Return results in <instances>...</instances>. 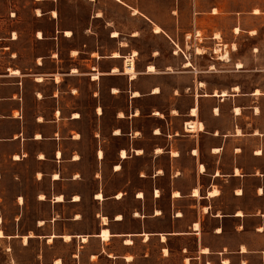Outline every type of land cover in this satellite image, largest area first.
<instances>
[{
  "label": "crops",
  "instance_id": "1",
  "mask_svg": "<svg viewBox=\"0 0 264 264\" xmlns=\"http://www.w3.org/2000/svg\"><path fill=\"white\" fill-rule=\"evenodd\" d=\"M116 29L0 0V231L73 264H264V46Z\"/></svg>",
  "mask_w": 264,
  "mask_h": 264
},
{
  "label": "rangeland",
  "instance_id": "2",
  "mask_svg": "<svg viewBox=\"0 0 264 264\" xmlns=\"http://www.w3.org/2000/svg\"><path fill=\"white\" fill-rule=\"evenodd\" d=\"M102 11L105 20L124 33L137 31L144 21H153L181 39L216 37L227 45L230 56L232 43L242 53H249L253 46H264V0H61V29H70L72 33L75 27L88 26L93 14L97 16ZM235 27L239 28L238 34L234 33ZM71 247L58 239L44 244L33 238L24 244L23 236L22 239L3 236L0 264H45L42 250L46 252L45 260L62 254L65 264H73L68 258ZM155 255L152 254L153 264H181L178 254L165 259H157ZM57 261L60 259L54 263ZM100 263L109 264L104 258Z\"/></svg>",
  "mask_w": 264,
  "mask_h": 264
},
{
  "label": "bare ground",
  "instance_id": "3",
  "mask_svg": "<svg viewBox=\"0 0 264 264\" xmlns=\"http://www.w3.org/2000/svg\"><path fill=\"white\" fill-rule=\"evenodd\" d=\"M118 1H119V0H118ZM37 13H38V14L40 13L39 10H37ZM133 13H136V11L134 10ZM254 13H257V11L255 10ZM53 15H56V13L53 12ZM97 16H98V15H97ZM154 31H155V32H159V31H161V29L159 28V26H155V27H154ZM234 32H235V33H238V32H239V28H235V29H234ZM252 33H254V32H252ZM38 35H40V34L38 33ZM65 35H70V31H66V34H65ZM117 35H118L117 32H114V33H113V36H114V37L117 36ZM215 38H216V37H215ZM225 46H226V45H225ZM232 47H233L232 49L235 48L234 45H233ZM196 51L200 53V52H201V49L196 48ZM223 56H224L225 59H228V50H227V49L224 50ZM219 57H221V56H219ZM239 66H240V65H239ZM126 68L132 70V69H133V61L128 60V61H127V64H126ZM150 68H151V67H150ZM130 70H128V71H130ZM131 76H132V75H131ZM190 126H191V125H190ZM190 126H189V127H190ZM195 193H196V192H195ZM38 224H41V222H39ZM3 236H4V235H3L2 231H0V238L3 237ZM101 236H102L104 239H106V238L108 237V232H107L106 230H103ZM53 237H54V235H51V236L47 239V241H48V242L52 241ZM64 239H65V240H68L69 237H68V236H65ZM83 240H85V237H83ZM26 242H27V236H23V243L25 244ZM164 252L166 253V250H164ZM126 259H130V257L128 256ZM59 262H60V261H57V264H59Z\"/></svg>",
  "mask_w": 264,
  "mask_h": 264
},
{
  "label": "built area",
  "instance_id": "4",
  "mask_svg": "<svg viewBox=\"0 0 264 264\" xmlns=\"http://www.w3.org/2000/svg\"><path fill=\"white\" fill-rule=\"evenodd\" d=\"M189 128H191V127H187V123H185V125H184V128L183 129H189Z\"/></svg>",
  "mask_w": 264,
  "mask_h": 264
}]
</instances>
